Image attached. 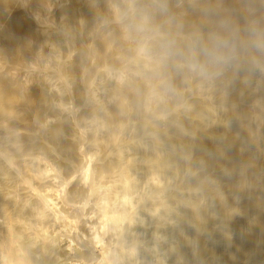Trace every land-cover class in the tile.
<instances>
[{"label":"bare ground","instance_id":"obj_1","mask_svg":"<svg viewBox=\"0 0 264 264\" xmlns=\"http://www.w3.org/2000/svg\"><path fill=\"white\" fill-rule=\"evenodd\" d=\"M251 29L264 0H0V264H264Z\"/></svg>","mask_w":264,"mask_h":264},{"label":"clouds","instance_id":"obj_2","mask_svg":"<svg viewBox=\"0 0 264 264\" xmlns=\"http://www.w3.org/2000/svg\"><path fill=\"white\" fill-rule=\"evenodd\" d=\"M254 39L252 40V45L257 50L264 51V37L257 36V32L255 29L250 30ZM211 47H200V54L204 56V62L201 63L196 59V47H198V43L193 46V63L191 64V68L194 71H199L201 73H206L208 71V66L215 64L220 61H227L228 57L224 55L223 49L228 47V41L219 36H210Z\"/></svg>","mask_w":264,"mask_h":264},{"label":"rangeland","instance_id":"obj_3","mask_svg":"<svg viewBox=\"0 0 264 264\" xmlns=\"http://www.w3.org/2000/svg\"><path fill=\"white\" fill-rule=\"evenodd\" d=\"M63 197H64V192L62 191V190H60V192H59V198H60V200H62L63 199ZM74 207L76 208V210H73L74 209ZM80 208V206L79 205H74L73 207H72V212H75L76 214H77V212H78V215H80L82 212L81 211H79L78 209ZM86 213H87V216L89 217L90 216V218H88V221H87V227L88 228H91L90 229V231L91 232H93L92 230L93 229H95L96 228V226H95V222H96V217L95 216H93V214L91 213V211H86ZM91 222V223H90ZM95 226V227H94ZM151 258H150V257ZM149 258L148 257H144V262L147 264L148 262V264H150V262L152 261V256H151V253L149 254Z\"/></svg>","mask_w":264,"mask_h":264}]
</instances>
